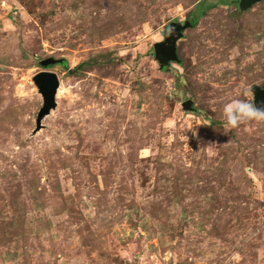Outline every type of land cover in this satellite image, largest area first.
I'll return each instance as SVG.
<instances>
[{"label": "rangeland", "instance_id": "1", "mask_svg": "<svg viewBox=\"0 0 264 264\" xmlns=\"http://www.w3.org/2000/svg\"><path fill=\"white\" fill-rule=\"evenodd\" d=\"M202 1L0 0V264H264V122L223 127L264 88V2Z\"/></svg>", "mask_w": 264, "mask_h": 264}, {"label": "water", "instance_id": "2", "mask_svg": "<svg viewBox=\"0 0 264 264\" xmlns=\"http://www.w3.org/2000/svg\"><path fill=\"white\" fill-rule=\"evenodd\" d=\"M264 2V0H240V9L242 11H248L258 3ZM170 31L165 34V40L155 44L156 59L160 62L161 67L164 69L168 67L172 62H181L179 56V40L184 38V31L193 27V22L188 20L185 24L179 22H173L170 26ZM63 60L55 58H47L41 61L44 67H49L62 62ZM36 80L41 86V90L45 96V107L39 115V122L51 112L52 108L57 105V93L60 87V79L57 73L51 71H43L37 77ZM255 104L257 107L264 108V88L255 87ZM186 110H192L193 101L189 100L184 103Z\"/></svg>", "mask_w": 264, "mask_h": 264}, {"label": "clouds", "instance_id": "3", "mask_svg": "<svg viewBox=\"0 0 264 264\" xmlns=\"http://www.w3.org/2000/svg\"><path fill=\"white\" fill-rule=\"evenodd\" d=\"M225 132L237 128L246 121L264 122V108L257 107L254 101L244 98L232 99L223 105Z\"/></svg>", "mask_w": 264, "mask_h": 264}, {"label": "trees", "instance_id": "4", "mask_svg": "<svg viewBox=\"0 0 264 264\" xmlns=\"http://www.w3.org/2000/svg\"><path fill=\"white\" fill-rule=\"evenodd\" d=\"M220 1L221 2H225L226 0H220ZM215 6H216V3H210V2H208V0H205V1L200 2V4H199V8L201 7L200 8V12H201L200 15L206 14L209 10L213 9ZM191 19H192V21L194 23L193 25L195 26L198 23L199 16L198 15H194L193 18L191 16ZM75 71H77V70H75Z\"/></svg>", "mask_w": 264, "mask_h": 264}]
</instances>
